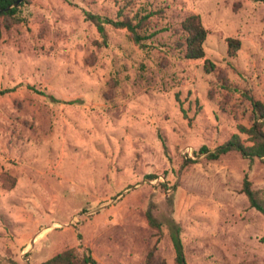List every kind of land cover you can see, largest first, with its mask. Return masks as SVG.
Instances as JSON below:
<instances>
[{"label":"rangeland","instance_id":"obj_1","mask_svg":"<svg viewBox=\"0 0 264 264\" xmlns=\"http://www.w3.org/2000/svg\"><path fill=\"white\" fill-rule=\"evenodd\" d=\"M28 1L20 23L0 19V176L15 181H0V264L69 249L99 264H145L150 251L174 264L169 220L188 264H264V216L241 192L247 175L264 195V163L200 153L250 125L244 92L264 105V1ZM189 15L216 73L183 57ZM96 17H147L145 39L106 23L102 36ZM228 38L240 41L233 58Z\"/></svg>","mask_w":264,"mask_h":264},{"label":"trees","instance_id":"obj_2","mask_svg":"<svg viewBox=\"0 0 264 264\" xmlns=\"http://www.w3.org/2000/svg\"><path fill=\"white\" fill-rule=\"evenodd\" d=\"M17 0H0V9L12 5ZM264 1V0H253ZM28 0H23L17 7L10 9L9 11L0 12V19L2 20V26L4 29H10L15 23H20L22 19L19 17L18 12L21 7L28 4ZM147 17H140L134 24L130 19L124 18L123 20H108L101 17H96L98 32L104 35L103 24H110L117 29H125L130 35L132 40L139 44L145 38L139 35L138 30L142 29L146 22ZM181 30L184 33V41L181 49L184 59L187 60H203L204 49L203 44L206 39L207 32L203 27L200 17L198 15H189L180 23ZM1 37V30H0ZM227 43V56L233 58L236 56L239 48L240 41L235 38L226 39ZM203 70L206 73L217 72L216 66L207 59H204ZM223 82V87H227L225 78H220ZM10 92V90H0V95ZM243 98L249 102L251 109L250 125L248 127L244 125L237 126V133L233 134L225 143L215 148L213 151L202 147L200 153L205 154L206 158L211 161L218 160L221 156L230 152H237L243 159H247L250 162L253 160H260L264 163V105L259 100H256L250 92H244ZM245 138L242 139L241 136ZM2 188L12 189L15 181L10 178L5 172L0 176ZM8 185V186H7ZM241 192L245 195L249 207L254 209L258 213L264 216V195L252 190L251 182L245 175ZM147 221L149 225L160 231V225L154 218L152 212L148 210L146 213ZM168 230L170 232V239L174 248L175 258L174 264H188L183 252V246L180 239V228L172 221L167 222ZM39 264H99L91 255L89 249L85 250V253L79 256L75 249H69L61 252L52 258L41 262ZM145 264H166L162 259L154 257L153 251H150L146 257Z\"/></svg>","mask_w":264,"mask_h":264},{"label":"water","instance_id":"obj_3","mask_svg":"<svg viewBox=\"0 0 264 264\" xmlns=\"http://www.w3.org/2000/svg\"><path fill=\"white\" fill-rule=\"evenodd\" d=\"M22 1L23 0H17L12 5L7 6V7L3 8V9H0V12L9 11L10 9L17 7Z\"/></svg>","mask_w":264,"mask_h":264}]
</instances>
